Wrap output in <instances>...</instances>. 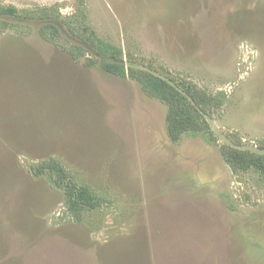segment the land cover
I'll use <instances>...</instances> for the list:
<instances>
[{"label": "rangeland", "instance_id": "374dc122", "mask_svg": "<svg viewBox=\"0 0 264 264\" xmlns=\"http://www.w3.org/2000/svg\"><path fill=\"white\" fill-rule=\"evenodd\" d=\"M0 264H264V0H0Z\"/></svg>", "mask_w": 264, "mask_h": 264}, {"label": "trees", "instance_id": "16d2710c", "mask_svg": "<svg viewBox=\"0 0 264 264\" xmlns=\"http://www.w3.org/2000/svg\"><path fill=\"white\" fill-rule=\"evenodd\" d=\"M6 14H9L10 16H14V15H16V12H15L14 9H9V10L6 11ZM45 28L52 29V31L54 33H56V34L58 33V30H59V28L56 25H54V24H52L50 27H45ZM96 55H97V57H99L101 59V61L103 63V67H104V69H105V71L107 73H110L112 75H119V73L115 71V69L113 67V64L109 61V57L103 55L102 53H96ZM106 59L108 60V62L104 61ZM164 87H165V85H164ZM157 91L160 92V93H162L163 92V87L161 86L160 88H157ZM181 116L185 120H187V118L185 116H183V115H181ZM83 196L84 195L82 194L81 197H83Z\"/></svg>", "mask_w": 264, "mask_h": 264}]
</instances>
